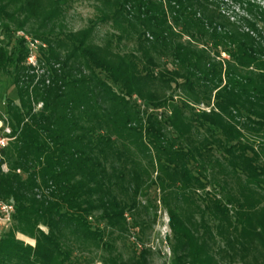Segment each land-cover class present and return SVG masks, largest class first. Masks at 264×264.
Wrapping results in <instances>:
<instances>
[{"label":"trees","instance_id":"trees-1","mask_svg":"<svg viewBox=\"0 0 264 264\" xmlns=\"http://www.w3.org/2000/svg\"><path fill=\"white\" fill-rule=\"evenodd\" d=\"M95 1V22L72 30L66 0H0V76L18 94L0 113V200L14 207L0 264H152L133 234L157 202L170 264H264V8Z\"/></svg>","mask_w":264,"mask_h":264},{"label":"rangeland","instance_id":"rangeland-1","mask_svg":"<svg viewBox=\"0 0 264 264\" xmlns=\"http://www.w3.org/2000/svg\"><path fill=\"white\" fill-rule=\"evenodd\" d=\"M34 1L37 4H41L43 8H51L53 4L51 0H30ZM66 5L62 6L63 10V22L68 26L69 29L79 30L82 28L88 27L92 22L98 18L99 14V3L95 0H66ZM222 4V8L234 18H238L240 16L246 15L245 4H254L257 7L264 8V0H220ZM1 26V25H0ZM109 26L101 25V28L98 29L99 37H103V35L108 31ZM22 34L21 32H19ZM0 37L5 38V34L3 33L0 27ZM34 61V58L30 59ZM12 78L8 76H0V113H2L5 117L8 116L7 104L9 99H13L14 101H18V94L15 87L12 84ZM2 126V127H1ZM7 126V123L4 124L3 121H0V135L3 133L4 127ZM150 198L155 201L159 198V191L155 189H151ZM145 202V199H144ZM2 214V213H0ZM3 215V214H2ZM143 218L149 220L150 226L144 231V233L139 232L138 228L133 235L138 237V234L142 237V240L146 244L145 247L151 249V263L152 264H170L171 258V250H170V237H171V229L169 226V216L166 208L159 202H157V208H152L149 211V215L143 214ZM7 219L0 218V234H3L8 230L10 224ZM154 221V222H153ZM4 228V229H3ZM133 235L129 237H125L123 240H120L119 247L124 252V254L130 255L132 254L133 246L132 242ZM17 238L23 240L26 244L35 245V240L24 236L20 233L17 234ZM222 245V242H217V246ZM258 256V252L256 250H252L250 253L245 255L246 260L248 262H252L254 257ZM234 264H241V260L239 256H236L234 259ZM90 261V262H89ZM79 264H102L98 260L91 261L89 257L85 254L80 258Z\"/></svg>","mask_w":264,"mask_h":264},{"label":"built area","instance_id":"built-area-1","mask_svg":"<svg viewBox=\"0 0 264 264\" xmlns=\"http://www.w3.org/2000/svg\"><path fill=\"white\" fill-rule=\"evenodd\" d=\"M32 58L33 57H31V59ZM10 133H11V129L8 126L4 127L3 133L2 135H0V151L2 148H4L8 144L10 140V137H9ZM0 159H1V153H0ZM2 168L4 170L6 169L5 166H3ZM13 211H14V207L12 205L2 202L0 200V213L3 214V215L0 214V218L7 219L6 221H8V223L10 224L12 220Z\"/></svg>","mask_w":264,"mask_h":264}]
</instances>
